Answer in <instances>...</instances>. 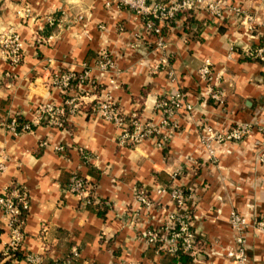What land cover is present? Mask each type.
Listing matches in <instances>:
<instances>
[{
	"label": "crops",
	"instance_id": "obj_1",
	"mask_svg": "<svg viewBox=\"0 0 264 264\" xmlns=\"http://www.w3.org/2000/svg\"><path fill=\"white\" fill-rule=\"evenodd\" d=\"M225 1L255 16L252 36H245L235 17L222 21L197 11L165 24L161 52L155 41L147 44L142 38L143 23L135 14L106 7L105 0H0V32L12 30L24 43L22 64L13 67L0 55V155L8 158L0 195L12 183L28 192L25 253L42 257V264L74 251L79 256L73 264H183L179 254L160 253L141 236L161 228L175 211L171 197L158 189L181 184L195 193L189 205L197 217V253L189 264H230L224 252L235 241L230 214L236 211L250 223L264 219V164L258 159L264 129L240 143L212 142L215 159L202 137L206 125L224 131L233 123L253 122L264 128V61L244 50L264 48V0ZM25 6L31 10L27 20L18 14ZM48 18L54 19L52 25ZM102 51L116 62L120 88L115 96L125 114L158 122L156 102L178 91L194 105L191 113L179 112L180 128L163 149L154 143L121 147L114 125L86 112L72 116L64 128L38 123L42 105L62 104L49 78L94 68ZM206 60L222 74L223 107L203 95L197 71ZM18 117L35 122L33 130L13 135L6 125ZM59 146L65 150L57 151ZM80 149L92 157L86 165ZM74 174L88 181L105 208L97 211L67 192ZM137 188L148 193L151 207L136 200ZM8 220L0 214V255L10 241ZM247 249L248 264H264V233L249 229Z\"/></svg>",
	"mask_w": 264,
	"mask_h": 264
},
{
	"label": "built area",
	"instance_id": "obj_2",
	"mask_svg": "<svg viewBox=\"0 0 264 264\" xmlns=\"http://www.w3.org/2000/svg\"><path fill=\"white\" fill-rule=\"evenodd\" d=\"M106 7L115 5L117 8H124L135 14L143 23L142 38L147 42L155 41L156 49L164 52L166 42L164 39L165 24H172L178 15L185 12L206 11L212 19L225 21L235 17L238 25L243 30L245 36H252L255 31L257 19L254 15L241 8L230 5L225 0H174L170 4L150 3V0H105ZM21 19L27 20L31 16L29 6H25L18 11ZM49 24L54 23V19L48 18ZM103 30V27L100 26ZM40 37H37V41ZM23 40L19 34L10 30L0 32V55L13 67L22 64L24 60ZM246 56L264 61V48L244 47ZM166 61V60H163ZM167 62H164V64ZM161 67L157 66L155 70ZM210 60L204 61L198 69L200 80L205 84L204 96L218 106L223 107L227 101V93L222 86V74H216ZM98 76L94 75V71ZM118 70L113 56L102 51L99 54L96 66H85L81 72L65 70L53 74L49 80V88L56 91L62 97V104H45L39 108L38 123L46 121V124L55 128H64L72 116H76L83 111L88 104H93L92 114L112 123L118 130L117 143L121 147L137 149L146 143H154L159 148H164L170 142L172 134L179 130L177 121L179 112L185 110L191 113L194 105L187 101L185 95L178 91L175 94L163 96L155 104V113H158L160 120L146 119L139 113L125 114L123 107L115 96V92L120 88L118 83ZM175 79L173 74L170 75ZM77 81V90L72 88V83ZM34 123L27 122L21 130L18 129L17 119L10 121L6 127L13 135L31 132ZM263 127L253 122L233 123L228 129L222 131L210 125L205 126L206 135L202 137L212 159L214 151L212 142L217 143H240L244 141L253 131H263ZM57 151L63 152L65 148L59 146ZM81 160L86 165L92 161L91 155L84 149L79 150ZM7 157L0 155V174L7 170ZM260 163L264 164V148L258 154ZM179 171L173 178L181 173ZM91 185L78 174H74L67 188V192L88 204V197L91 194ZM159 195L168 194L174 202L175 211L159 229H147L142 232V238L146 242L163 254L178 255L184 253L194 256L197 253V234L193 229V223L197 217L193 216V211L189 204L195 198V193L190 188L181 184L169 185L158 189ZM28 194L23 192L19 186L11 191H6L0 195V214L9 218L10 241L6 248L17 250L22 248L24 235L17 226V216L20 209L16 205L19 200L24 209L29 210ZM136 200L149 208L153 202L144 189H135ZM229 225L235 233L234 246L226 249L225 255L230 264H248L247 256V234L249 229H255L264 233V219L250 223L244 215L233 211L229 216ZM5 248V251H6ZM73 256L78 258L79 253L74 251ZM28 264H42V257L27 254L23 259ZM51 264H72V260L56 259Z\"/></svg>",
	"mask_w": 264,
	"mask_h": 264
},
{
	"label": "trees",
	"instance_id": "obj_3",
	"mask_svg": "<svg viewBox=\"0 0 264 264\" xmlns=\"http://www.w3.org/2000/svg\"><path fill=\"white\" fill-rule=\"evenodd\" d=\"M178 16L193 17V14H192V12H185V13H182V14H180ZM72 88L77 90V81L76 80L72 83ZM92 107H93V104H88L83 111H85L86 113L92 114V112H93L92 111ZM17 121H18V124H19V127H18L19 130H21V127L25 123L28 122L27 120H25L22 117H18ZM42 123H46V121H43ZM66 126H67V124L64 125V127H66ZM32 130H33V128H32ZM17 186H19V188L23 192H26L28 194L27 190L24 187H22L21 185H18L16 183H12L9 186L8 191L13 190ZM27 199L29 200V195H28ZM88 200H89V202H88L87 206L96 208L97 211L102 210L106 206L105 205L106 203L104 201H97V199L95 198L93 187L91 188V194L88 197ZM16 205L20 209V214H18V216H17L18 221H17L16 224H17V226H19L20 230L22 231V233H23V235L25 237V227H26V221H27V216H28V210L23 208V205H22V203L19 200H16ZM23 242H24V239L22 241V245H23ZM179 255H180V259H181L183 264H189L192 260H194L191 257V255H187V254H184L182 252L179 253ZM25 256H26V253L24 252V250H22V248H19L17 250H13L12 248H6V251H4L0 255V264H13L15 261L23 260L25 258ZM64 259L65 260H72V264H73V262H75V260L77 258H75L73 256V254H68Z\"/></svg>",
	"mask_w": 264,
	"mask_h": 264
}]
</instances>
